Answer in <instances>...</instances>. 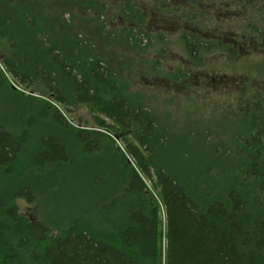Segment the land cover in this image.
I'll use <instances>...</instances> for the list:
<instances>
[{
    "label": "rangeland",
    "instance_id": "374dc122",
    "mask_svg": "<svg viewBox=\"0 0 264 264\" xmlns=\"http://www.w3.org/2000/svg\"><path fill=\"white\" fill-rule=\"evenodd\" d=\"M158 3L17 0L14 7L2 5V9L15 15L7 19L20 21L22 31L32 25L52 37L59 30L68 37L76 35L80 44L87 45L91 49L87 57L107 65L126 90L127 99H137L149 110L162 139L158 153L185 176L201 203L208 195L209 182L220 198L231 187L251 199L252 184L241 179L244 160L236 148L250 131L245 118L255 110L264 114V0ZM56 9L63 12L57 24L47 19ZM18 14L25 15L28 23ZM51 23L54 25H47ZM185 32L196 35L199 41L215 42L217 36L223 46H228L232 37L236 39L232 47L235 57L217 49L191 57L181 39ZM31 41L41 44L39 36ZM22 46L18 41H0V117L14 134H21L23 142V155L14 171H27V159L43 136L57 139V151L60 149L68 161L58 159L62 165L35 171L32 185L36 202L17 199L15 203L21 213L51 224L63 222L62 216L76 208L84 209L95 221L102 201L123 183L118 147L124 150L122 139L117 137L123 133L117 134L116 127L109 129L111 134L99 128L93 116H102L84 105L54 102V96L35 75L29 81L16 80L4 61L18 62ZM71 48L74 55L81 52L79 46ZM43 107L47 109L44 113ZM53 108L62 117L61 124L54 121ZM78 128L97 131L103 137L97 140L98 148L85 152L75 136ZM204 158L211 167L202 172L199 167ZM6 177L0 174V182ZM197 179L201 183L195 187Z\"/></svg>",
    "mask_w": 264,
    "mask_h": 264
},
{
    "label": "trees",
    "instance_id": "16d2710c",
    "mask_svg": "<svg viewBox=\"0 0 264 264\" xmlns=\"http://www.w3.org/2000/svg\"><path fill=\"white\" fill-rule=\"evenodd\" d=\"M16 4L17 0H0V41L23 45L18 62L4 61L8 70L21 82L35 75L54 102L84 105L112 122L106 125L93 116L95 125L106 133L111 134L113 127L117 134L123 133L117 135L124 150L118 147L123 183L102 201L95 221L80 208L56 224L21 213L17 199L36 202L35 171L62 165L58 159L68 160L57 151V139L43 136L27 159V171L15 173L23 155L21 134H14L0 117V174L7 176L0 182V264H264L263 112L252 111L245 118L250 131L236 148L244 160L241 179L252 184L251 199L231 187L220 198L209 182L201 203L185 176L158 153L162 139L149 110L137 99H127L117 76L102 61L88 58L91 49L76 35L68 37L57 30L50 37L32 25L20 30V21L7 19L15 15L2 9ZM55 12L47 19L57 24L63 12ZM16 16L28 23L25 15ZM37 36L39 46L31 41ZM181 39L191 57L209 50L207 41L192 34L183 33ZM70 46H79L81 52L76 48L74 55ZM53 119L57 124L63 120L57 111ZM76 131L85 152L98 148L97 140L103 138L97 131ZM210 167L202 159L199 169ZM197 183L201 180H194L195 187Z\"/></svg>",
    "mask_w": 264,
    "mask_h": 264
},
{
    "label": "flooded vegetation",
    "instance_id": "af4514ba",
    "mask_svg": "<svg viewBox=\"0 0 264 264\" xmlns=\"http://www.w3.org/2000/svg\"><path fill=\"white\" fill-rule=\"evenodd\" d=\"M233 2L236 3V4H238L239 0H233ZM186 33H187V32H185L184 34L186 35ZM188 34L190 35V33H188ZM189 35H186V36L189 37ZM192 35H193V34H192ZM193 36L197 37L196 35H193ZM214 40H215V42H214V41H210V40H208V39L206 40L207 43H208V46H209V50L206 51V52H213L215 49H217V50L220 51V52H225V54L232 56V58L235 57V56H234V50H233L232 47H233V45L236 43V39H232V37H231V39L229 40V43H227L228 46H226V44L223 46L222 43H221V41L217 39V36L214 37ZM182 42H183V41H182ZM202 42H205V41L202 40ZM183 45H184V43H183ZM184 48H185V46H184ZM185 50H186V49H185ZM202 51H204V49H202ZM186 52H187V51H186ZM202 53H203V52H199V51H198L197 55H195L194 58H199V57H201V54H202ZM54 113H56V111H54V112L51 113V114L54 115ZM103 120H107V118L104 117ZM80 129H82V128H78L77 130H80ZM76 132H77V131H75V133H76Z\"/></svg>",
    "mask_w": 264,
    "mask_h": 264
}]
</instances>
